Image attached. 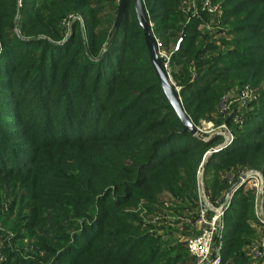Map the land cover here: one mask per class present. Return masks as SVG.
<instances>
[{"label": "trees", "instance_id": "obj_1", "mask_svg": "<svg viewBox=\"0 0 264 264\" xmlns=\"http://www.w3.org/2000/svg\"><path fill=\"white\" fill-rule=\"evenodd\" d=\"M116 1L0 0V172L20 176L22 171H15L31 160V170L22 174L33 176L36 160L48 169L45 179L62 190L59 206L71 205L59 212L92 217L72 231L71 239L65 238L68 231L60 235L56 242L64 238L65 243L45 249L42 258L7 251L0 264H188L180 255L182 247L172 255L157 238L123 235L134 229L117 221L119 208L134 202L133 197L152 205L162 193L181 194L179 183L192 188L194 168L214 140L205 142L182 130L148 60L131 0L102 52ZM178 1L142 0L148 3L151 34L163 45L182 26ZM221 3L231 38L220 45L230 48L210 58L202 56L212 50L209 46L191 52L202 20L192 15L169 57L170 68L181 64V78L190 76L189 62L196 70L177 92L189 119L213 113L223 90L244 83L258 88L242 126L230 117L219 119L233 139L203 163L211 195L225 186L219 171L226 173L235 164L258 169L264 181V0ZM70 16L79 19L66 24ZM32 144L29 155L22 152ZM42 149L55 156L37 155ZM125 156L136 159L128 162ZM71 160L75 165L65 177L59 164ZM114 189L120 193L108 197ZM233 195L223 215L219 264H250L242 247L252 234L247 224L253 217L251 195L241 188ZM79 205L84 208L73 209ZM0 226L13 228L5 212Z\"/></svg>", "mask_w": 264, "mask_h": 264}, {"label": "rangeland", "instance_id": "obj_2", "mask_svg": "<svg viewBox=\"0 0 264 264\" xmlns=\"http://www.w3.org/2000/svg\"><path fill=\"white\" fill-rule=\"evenodd\" d=\"M221 1L222 0H179L176 4V9L183 16L180 19V24L182 26L178 30L177 37L168 40L167 44L163 45L159 37L156 38L154 37V35H152L156 42L158 55L161 58L165 59V65L163 66L164 71L168 77L169 82L173 85L177 92L180 85L183 82L185 83L186 80L191 79L195 75L194 72H196V70L192 68L191 62L188 63V66L186 65V68L190 72L189 77L183 76L184 78H181L180 75L182 66L178 62L170 68V54L177 49L179 38L184 33V24L188 20L189 16L195 15L199 16L202 19L201 23L196 28L197 35L191 52H196L201 46H209L212 48V50H206V52L202 54V56L210 58L216 56L218 52L225 51L226 49L230 48L229 46L220 45V43L224 41V39L227 40L231 38L228 29L229 23H226L223 20V8ZM18 2L19 0H17V3ZM143 6H145L144 9L147 8L148 3L143 4ZM200 14H203V16H201ZM73 19L78 20L79 17H68L66 19V24ZM131 19H133V16L130 15L129 20ZM148 23L149 27L152 28L153 22L148 20ZM177 24L178 23H176V25ZM245 84L247 83L242 84L241 87L245 86ZM238 86L233 89L229 88V90L227 91L223 90V92L219 94L218 99L214 104L213 113L210 112L208 115L204 114L203 117H198L195 120L189 119L191 123L199 129L197 132L199 136H193L205 142L214 140V143L205 148L201 153L200 161L198 162L196 168H194L193 189L186 184L179 183V192L183 193L169 195L168 193H162L157 198L156 203L152 205L147 204L143 200H136V197H133V200H135L134 202L131 201L132 203L126 204L119 208L122 214L120 216L121 218H118L117 221L128 224L133 227L132 229H134V231L123 235H126L128 237L129 235L140 233V235H148L149 237L151 236L153 238H157L161 241L164 249L172 251V255H174V249L176 247H182L183 249L180 250V255L187 259L186 261L188 262V264L193 263V260L187 255L185 251V240L192 231L196 230L195 216L196 209L198 207V190L199 188H202L203 192L205 191L204 193L208 196V199L210 201H213L221 196L222 191L224 189L226 190V187L228 185L226 179L225 186L219 191L218 194L215 195H211V191H209V189L207 188L208 186H206V179L209 180V176L206 174L204 175L203 164H201V160L205 155H207V158L210 154L216 153L215 151L221 149L226 145L225 144L219 149H214L208 154L206 153V151L210 147L214 148L215 146L223 143L220 135H212V132L218 133L216 131L223 128L218 127L210 131V126H207L206 124L211 123V126L213 125L216 127L222 123L219 121V119L223 117V114L218 111L220 97L222 94L232 93L241 88ZM249 86L251 87V92L253 91V94L250 93L247 98L241 101H237L236 103H229L227 108V111L231 112V115H241L242 120L244 119V115L248 112V109L251 107V105L254 104L253 102L256 101L254 94L258 95V88L256 86ZM178 99L180 101L179 95ZM239 126H242V123ZM226 127L229 129L227 125ZM217 137H219V139L216 140ZM232 139L229 142H231ZM26 144L28 145L29 142H27ZM30 149H34L33 144L25 150L22 149V152L26 155H29L28 150ZM44 152H47V154L50 156H55V153H48V151L44 149L38 151L37 155H41ZM125 158V160H128V162H130L131 160L135 161L136 159V157L130 156H125ZM33 165V171H35L33 176L28 173L25 175L22 174L23 171L31 170V160L23 164L24 168L22 167L21 169H17L15 171L17 173L21 170L22 173L20 174V176H16V174H8L4 170H1L2 172H0V214H3L4 212L7 213L8 218L13 222V228L8 231H5L0 226V262L6 259L7 251H10L12 253L16 252L24 259L33 257L42 258L46 254L44 253L45 249H48L49 247L58 248L65 243L64 238L61 242H56L60 235L68 231L69 236H65V238L71 239L72 231H76L78 225L81 224L82 221H84L82 223L85 224L88 223L92 218L89 215H84V213L82 212L75 217L70 215L69 212H59L61 210H71V205L64 204L65 206H63L62 204V206H59L61 204L57 202L60 197L58 193L62 190L53 188V183L51 184L49 180L45 179L44 176L48 174V169L38 164L36 160ZM59 165V169H61L62 173H65L66 177L67 175L69 176V171L74 167L75 164L71 160ZM238 167L254 168L251 165H243L241 163L232 165L229 168L230 170H234ZM219 173L220 177H223L225 170L219 171ZM81 174L83 175V172H81ZM65 193H69V191L65 190ZM118 193H120L118 189H114L108 197H112L113 194ZM201 194L203 195V193ZM237 198L238 196L236 197V200ZM232 199H234V195L230 197L229 201L233 202ZM55 203H57V205H54ZM76 208L82 209L84 208V206L79 205L73 209ZM257 234L258 233H256L255 235ZM115 238L116 236H114L113 238L102 237L100 239L102 241H112ZM251 242L248 241L247 243L249 244ZM245 248L246 245H243L242 251L244 255ZM245 257L247 258L246 255ZM248 262L250 264H255L251 263L249 260ZM258 263L261 264V262H256V264Z\"/></svg>", "mask_w": 264, "mask_h": 264}, {"label": "built area", "instance_id": "obj_3", "mask_svg": "<svg viewBox=\"0 0 264 264\" xmlns=\"http://www.w3.org/2000/svg\"><path fill=\"white\" fill-rule=\"evenodd\" d=\"M164 60L165 59H163L162 63L163 66L165 65ZM250 93H252L251 89L245 85L232 93L222 94L218 111L223 114V117H230L231 121L239 126L242 121L241 115H231V112L227 111L228 104L241 101L247 98ZM206 125L210 126V131L218 127L223 128L216 131L218 133L212 132V135H220L223 143L214 148L210 147L206 153H210L214 149H219L233 138L232 131L228 129L224 123L216 127L213 125L211 126V123H207ZM195 129V135L199 136L197 134L199 130L198 127H195ZM224 177L227 179L228 185L226 190L224 189L222 191V197L220 196L210 201L202 188L198 190V207L195 216L196 231L189 234L185 240V251L193 260L192 264L220 263L223 215L229 205L230 197L238 188H241L244 192L248 191L250 193L253 222L264 228V181L261 172L251 167H238L237 169L224 173ZM201 193H203V195ZM245 255L251 263L261 262V264H264V229L262 235L258 239L246 246Z\"/></svg>", "mask_w": 264, "mask_h": 264}, {"label": "water", "instance_id": "obj_4", "mask_svg": "<svg viewBox=\"0 0 264 264\" xmlns=\"http://www.w3.org/2000/svg\"><path fill=\"white\" fill-rule=\"evenodd\" d=\"M128 1L129 0H117L114 20L112 22V26L108 33L106 42L102 48V52L107 48L112 38L114 37L117 27L119 25V22L121 20L123 10L126 4L128 3ZM131 2H132V7L134 10L137 25L141 29L143 42H144L147 55H148V60L153 69L154 75L157 79L160 89L163 95L165 96L168 104L172 107L178 119L180 120L182 130L192 135H195L196 129L194 125L191 123V121L189 120L188 116L183 111L180 101L178 99L177 90L169 82L168 77L164 71L163 64H162L163 59L158 55L156 42L150 32V27H149L146 12L143 6V2L142 0H131ZM206 156L207 155H205L203 159L201 160V164H203V162L205 161Z\"/></svg>", "mask_w": 264, "mask_h": 264}, {"label": "crops", "instance_id": "obj_5", "mask_svg": "<svg viewBox=\"0 0 264 264\" xmlns=\"http://www.w3.org/2000/svg\"><path fill=\"white\" fill-rule=\"evenodd\" d=\"M251 203V202H250ZM252 208V207H251ZM247 224L248 226L250 227V229L252 230V232H254L255 234L258 233L257 235H255L254 233L251 234L250 238L248 239L249 242L251 241H255L256 239H258L262 233H263V227H260L258 225H256L254 222H253V217L251 219H248L247 220ZM196 231V230H195ZM194 232V231H192ZM191 232V233H192ZM246 246L248 245V243L245 244ZM246 249V248H245Z\"/></svg>", "mask_w": 264, "mask_h": 264}]
</instances>
